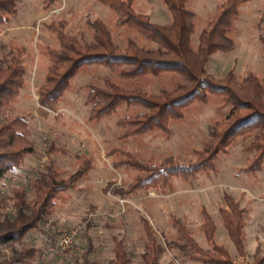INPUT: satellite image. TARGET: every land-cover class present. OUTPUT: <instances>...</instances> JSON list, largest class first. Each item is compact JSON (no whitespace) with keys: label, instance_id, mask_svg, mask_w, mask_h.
I'll list each match as a JSON object with an SVG mask.
<instances>
[{"label":"trees","instance_id":"1","mask_svg":"<svg viewBox=\"0 0 264 264\" xmlns=\"http://www.w3.org/2000/svg\"><path fill=\"white\" fill-rule=\"evenodd\" d=\"M106 4L114 15L115 26L135 33L125 46L115 42L112 28L101 19L88 22L92 39L85 42L67 32L64 22L45 24L55 44L43 48L47 60L43 82L37 87L39 105L60 118L64 95L72 89L73 80L86 69L104 67L122 82L161 78L173 74L182 81L173 88L161 87L156 93H146L121 86L111 78L102 85L82 87L90 121L115 118V142L141 140L159 133L172 137L173 125L186 119L187 111L196 104L206 105L218 97L229 108L228 114L210 128L203 148L192 151V159L165 156L159 163L145 160L121 147H111L107 158L117 171L125 172V181H110L107 194L118 198L135 197L148 191L168 192L174 182L189 185L204 173H215L221 157L242 144L246 163L241 172L257 175L264 171V76L253 72L239 80L231 70L218 78L208 71L210 59L218 53H230L236 48L231 36L239 8L245 0H226L220 4L206 27L196 34V14L188 8L190 0H162L172 16L169 24L152 22L150 15L136 7L135 0H95ZM21 0H0V33L19 13ZM59 0H44L43 7L51 11ZM141 39L149 44L138 43ZM53 41V42H54ZM0 187L22 172L26 158L36 152L31 130L32 117L27 113L9 114L23 91L28 89L26 49L9 45L0 53ZM56 143H51L46 155L48 167L33 177L28 188L14 187L10 194H0V264H30L38 259L40 250L31 242L34 235L54 238L44 224L55 214L61 194L83 180L91 167L83 155L77 159L85 165L66 175L57 167L54 157L66 155ZM132 172V177L129 176ZM121 175V174H120ZM130 178V179H129ZM218 213L236 249L244 254L246 210L229 193ZM144 226L142 264H161L166 252L177 250L183 260L201 264H236L229 250L215 242L217 225L210 213L201 211L202 230L209 247H203L182 217L172 216L176 240L160 243L157 233L145 216L138 212ZM88 235L86 254L94 248ZM30 240V241H29ZM113 258L107 264H134V254L124 239L112 237ZM30 242V243H29ZM29 243V245H28ZM21 245L18 250L15 246ZM10 248L12 255L3 253ZM253 264H264V256L256 250ZM73 264H90L86 256L73 259Z\"/></svg>","mask_w":264,"mask_h":264},{"label":"rangeland","instance_id":"2","mask_svg":"<svg viewBox=\"0 0 264 264\" xmlns=\"http://www.w3.org/2000/svg\"><path fill=\"white\" fill-rule=\"evenodd\" d=\"M71 1L59 0L58 7L63 8L60 10L54 8L51 17H48L45 23L47 25L53 23L55 18L60 17V14H63L64 19L70 20L69 16L73 10L77 16L71 22H67L68 26L66 27L67 32L75 38L85 42L92 39L88 25L75 27L77 20L80 21L82 17L84 20L97 17L103 19L112 28L115 42L122 46H125L130 38H136L132 31L115 26V20L112 19L113 13L106 4L98 3L97 6H93L90 5V2L92 3L94 0H83L81 4L78 0H73L72 3ZM135 1L137 9L149 14L152 22L166 25L172 21V16L162 0ZM225 1L190 0L187 6L196 14L194 45L198 44V35L215 14L217 7ZM81 11H84L82 15H80ZM239 12L231 34L236 41V48L227 54H216L210 59L207 66L209 73L218 78L225 77L231 70L235 72L239 80L251 72L261 77L264 76V0H245L239 8ZM47 15L48 13L41 8V0H21L18 16L12 23L23 27L20 33H17L23 39L13 38L11 31L4 29L0 34V53L8 52L9 45L21 46L26 49L25 61L29 68L27 81L30 83L29 95L31 96L23 91L17 103L10 109L9 114L25 112L31 114V130L32 133H35L33 141L36 148L39 146L41 150L29 157L31 165L29 171L32 172L39 166L42 157L46 155L47 149L53 142L67 152L66 155L54 157L57 167L66 175L75 173L79 167L85 165L77 159L78 155L82 154L90 160L91 167L87 176L76 183L74 188L60 195L55 214L49 220L60 227L74 228L83 224L89 214L98 213L100 214L99 229L104 232V246L93 252V264H107L113 258L112 237L114 236L124 239L128 244L134 254V264H142L141 255L144 251L142 240L145 238V232L138 212L147 218L164 247H166V243L176 240L177 236L171 224L172 216L175 215L185 219L194 233L195 239L203 247L208 248L210 245L202 230L201 211L204 208L217 225L215 242L229 250L232 260L236 264H253L257 249L260 251L258 257H263L264 171L257 175H246L241 172V168L246 163L241 143L221 157L217 164V172L201 174L189 185H183L178 181L174 182L168 192L152 190L139 194L133 197L137 200L134 205L126 207L123 213L105 192L110 181H120L122 177H125L123 169L117 168L116 171L110 161L104 158V154L108 153L109 148L121 147L155 163H159L165 156L190 160L193 157L194 149L203 148L211 126L229 112V108L220 98L212 97L206 105L192 106L186 113V119L173 125L172 137L165 138L156 133L141 140H130L125 143L115 142L114 137L117 134L115 118L90 121L86 113L87 107L82 87L86 84L100 86L103 84L104 78H111L123 87L150 94L156 93L162 86L173 88L182 80L178 76L169 74L158 79L150 77L140 81L122 82L104 67L90 68L79 72L74 78L72 89L64 95L63 108L66 110H63L64 114L60 118L57 119L53 113L44 111V119H36L34 111H39L41 108L35 103L33 91H37V80L43 65H45L43 48L54 45L55 41L49 31L43 29L44 26L41 27L40 32L36 31L37 26L35 31L28 28L42 23L41 21ZM138 43L149 46L141 39H138ZM25 175L21 173L14 179L7 180L6 184L0 187V194L8 195L16 186L28 188L29 182L24 181ZM129 176L132 177L130 171ZM225 192L234 196L247 212L244 218V254L236 249L219 217L218 209L225 203L223 196ZM46 231L51 237L54 235L52 231ZM91 236L95 244L97 242L96 235ZM31 242L41 252L39 258L31 261L30 264H41L40 257L48 242L44 241L39 234H36V237L33 236ZM15 247L18 250L23 248L21 245ZM3 253L13 254L10 248L3 249ZM72 261L50 256L47 264H73ZM161 264L201 263L183 260L177 250H172L162 256Z\"/></svg>","mask_w":264,"mask_h":264},{"label":"built area","instance_id":"3","mask_svg":"<svg viewBox=\"0 0 264 264\" xmlns=\"http://www.w3.org/2000/svg\"><path fill=\"white\" fill-rule=\"evenodd\" d=\"M48 161L49 158L47 155L43 156L39 166L32 172L29 171L28 174L25 175L24 181L30 182L33 177L37 176L41 171H44L47 168ZM109 196L115 201L118 209L122 210V213L125 212L126 207L129 205H134V203L137 201L133 197L118 198L112 194H109ZM99 219L100 214L91 213L87 216L83 224L74 228L60 227L51 220L47 221L44 224V229L53 232L54 235L52 238H54L55 241L54 243L48 242L46 244V247L40 257L41 264H47L48 258L50 256H54L69 262L75 258L86 256L90 264H93V252L96 249L104 246V232L99 229ZM88 233L91 235L95 234V238H97L98 243L95 242L93 250L86 254L85 251L87 249Z\"/></svg>","mask_w":264,"mask_h":264},{"label":"crops","instance_id":"4","mask_svg":"<svg viewBox=\"0 0 264 264\" xmlns=\"http://www.w3.org/2000/svg\"><path fill=\"white\" fill-rule=\"evenodd\" d=\"M79 1V4H81L82 2H83V0H78ZM77 1V2H78ZM85 1V0H84ZM73 2V0L71 1V3ZM97 2V3H96ZM43 3H44V0H41V8H42V10L43 11H46V10H44V7H43ZM98 3H100V2H98V1H93L92 3L90 2V5H93V6H97V4ZM67 4V3H66ZM59 9L60 10V8H63V7H58V6H56V7H53V9L51 10V11H46L47 13H48V15L41 21L42 23H40V24H38V25H34V26H31V27H29L28 29H30V30H32V31H35V29H36V26H37V29H36V31L37 32H40V30H41V27H43L46 23L45 22H47V18L49 17H51L50 15L52 14V12L55 10V9ZM110 9V8H109ZM84 12V11H83ZM83 12L81 11V14L80 15H82L83 14ZM149 15V14H148ZM62 16V17H61ZM77 16V14H76V12L75 11H73V10H71V13H70V16H69V19L70 20H66V19H64V17H63V14L61 15L60 14V17H57V18H55V20H54V22L53 23H58V22H64L65 24L67 23V22H71L72 20H73V18H75ZM87 17V16H86ZM94 19H101V18H99V17H97V18H93V19H91V20H94ZM112 19H114V15H113V17H112ZM102 21H104L103 19H101ZM90 20L89 19H86V20H84V18L82 17V19L80 20V21H78L77 20V23H76V25H75V27H77V26H79L80 27V25L81 26H85V25H88V22H89ZM52 24V23H51ZM66 26H68V23H67V25ZM110 26V25H109ZM4 29H6V30H9V31H11V35L13 36V38H15V39H20V38H22V36H20V35H18L19 33H20V31L23 29V27H20V26H16L15 25V23L13 24V23H11L9 26H7V27H5V28H3V30H2V32L4 31ZM43 29H44V27H43ZM45 30V29H44ZM2 32L0 33V34H2ZM19 32V33H18ZM18 33V34H17ZM23 39V38H22ZM43 55H44V51H43ZM44 57V56H43ZM44 60H45V65H43V69H42V72H41V74H40V76L38 77V80H37V87L43 82V80H44V76H45V68H46V65H47V60H46V58H44ZM38 65H39V62H38ZM37 65V66H38ZM29 69V68H28ZM31 69V68H30ZM31 72V71H30ZM37 77V76H36ZM31 82V81H30ZM28 85L30 86V83L28 82ZM86 85H89V84H86ZM85 85V86H86ZM29 88L30 87H28V89H26L25 91L27 92V94H28V96H31V95H29ZM34 96V97H33ZM33 98H35L34 100H35V103H36V105H38L41 109L39 110V111H34V113H35V116H36V119L38 120L39 118H41V119H44V111H47V112H50L49 110H47V109H44V108H42L40 105H39V103H38V100H39V95L36 93V90L35 91H33ZM32 97H30L31 98V100H32ZM64 109V108H63ZM64 110H66V109H64ZM25 113H27V114H29V115H31L30 113H28V112H25ZM50 113H52V112H50ZM86 113H87V111H86ZM54 114V113H53ZM55 115V114H54ZM33 134H35V133H33ZM112 145V144H111ZM110 145V146H111ZM39 148V149H38ZM38 148H36L37 150V153H39L40 152V150H41V147H39L38 146ZM62 149V148H61ZM102 150L104 151V149L102 148ZM108 150V149H107ZM82 155V154H81ZM107 154H104V158H106V160L107 161H109L108 160V158H107V156H106ZM32 156V155H31ZM31 156H29V157H31ZM80 156V155H79ZM29 157H27L26 158V161H25V165H24V168L22 169V172H25V171H29V169L31 168L30 166V160H29ZM173 185V184H172ZM172 185L169 187V188H171L172 187ZM138 196V195H137ZM136 197V196H135ZM34 237H36V235H34ZM42 238L44 239V241H49V240H47V236H42Z\"/></svg>","mask_w":264,"mask_h":264}]
</instances>
